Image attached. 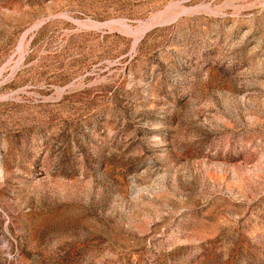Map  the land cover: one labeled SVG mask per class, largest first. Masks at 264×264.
I'll use <instances>...</instances> for the list:
<instances>
[{
	"label": "rangeland",
	"instance_id": "rangeland-1",
	"mask_svg": "<svg viewBox=\"0 0 264 264\" xmlns=\"http://www.w3.org/2000/svg\"><path fill=\"white\" fill-rule=\"evenodd\" d=\"M0 264H264V0H0Z\"/></svg>",
	"mask_w": 264,
	"mask_h": 264
},
{
	"label": "bare ground",
	"instance_id": "bare-ground-1",
	"mask_svg": "<svg viewBox=\"0 0 264 264\" xmlns=\"http://www.w3.org/2000/svg\"><path fill=\"white\" fill-rule=\"evenodd\" d=\"M114 23H116L117 24V22H114ZM112 24H113V22H112ZM115 24V25H116ZM118 24H121V27L123 26L124 28H126V29H128V30H130V27L129 26H127L125 23H118ZM99 25V24H98ZM120 26V25H119ZM146 28V27H145ZM148 29H149V27H148ZM127 30V31H128ZM147 30V29H146ZM145 32V31H144ZM135 34V33H134ZM141 34H143V32H141L139 35H141ZM143 36V35H142ZM141 37V36H140ZM139 40V39H138ZM139 42V41H138Z\"/></svg>",
	"mask_w": 264,
	"mask_h": 264
}]
</instances>
